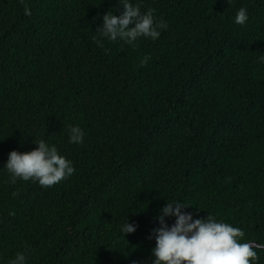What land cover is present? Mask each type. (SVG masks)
<instances>
[{
	"label": "trees",
	"instance_id": "16d2710c",
	"mask_svg": "<svg viewBox=\"0 0 264 264\" xmlns=\"http://www.w3.org/2000/svg\"><path fill=\"white\" fill-rule=\"evenodd\" d=\"M131 2L167 22L155 42L100 37L119 0H0V170L41 139L76 169L50 187L0 171V264H152L174 200L264 243V0Z\"/></svg>",
	"mask_w": 264,
	"mask_h": 264
},
{
	"label": "clouds",
	"instance_id": "9594fccd",
	"mask_svg": "<svg viewBox=\"0 0 264 264\" xmlns=\"http://www.w3.org/2000/svg\"><path fill=\"white\" fill-rule=\"evenodd\" d=\"M125 10L119 17L109 12L103 17V25L97 29L100 37L134 45L139 38L158 40L167 29V22L156 20L154 10L141 11L139 3L119 0ZM25 15H31L25 8ZM249 19L248 10L241 7L235 16V23L244 25ZM132 25V27H130ZM150 57L142 63L147 64ZM264 61V57H261ZM69 143L82 144L84 131L79 126H68ZM37 147L29 152L12 151L5 164L13 184L18 180L38 182L42 187H50L71 177L76 169L73 162L59 154L55 145L45 140L34 141ZM18 193L14 192L13 196ZM190 206L181 201H168L156 219L160 227L153 230L155 247L152 250V264H256L257 249H264V243L255 240L242 243L245 232L229 223L218 221L212 214L206 219H194ZM167 217H175L169 227ZM137 225L127 220L121 225V234L127 236L137 230ZM7 264H27V253L17 252Z\"/></svg>",
	"mask_w": 264,
	"mask_h": 264
},
{
	"label": "water",
	"instance_id": "95a60500",
	"mask_svg": "<svg viewBox=\"0 0 264 264\" xmlns=\"http://www.w3.org/2000/svg\"><path fill=\"white\" fill-rule=\"evenodd\" d=\"M264 250V249H263Z\"/></svg>",
	"mask_w": 264,
	"mask_h": 264
}]
</instances>
